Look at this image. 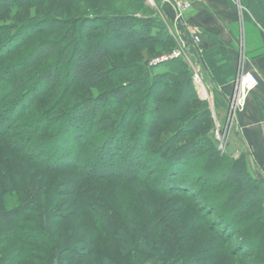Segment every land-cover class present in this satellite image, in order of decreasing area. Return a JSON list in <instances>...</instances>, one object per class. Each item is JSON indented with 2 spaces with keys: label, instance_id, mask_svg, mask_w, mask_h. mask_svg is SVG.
<instances>
[{
  "label": "trees",
  "instance_id": "trees-1",
  "mask_svg": "<svg viewBox=\"0 0 264 264\" xmlns=\"http://www.w3.org/2000/svg\"><path fill=\"white\" fill-rule=\"evenodd\" d=\"M48 1L50 0L22 2L19 0L14 5L11 4V0H0L2 59H10L14 54L15 51L10 47L22 30L30 31L44 26L41 22L43 19L34 18L29 7H39ZM57 1L61 9L78 11V27L75 30L66 29L62 40L66 45L58 54L56 49L59 42L32 45L20 59L26 62L23 68L6 70V73H13L11 78L13 86L0 94L1 107L2 102L10 103L4 109L0 107L3 120L0 130L2 154L15 153L25 158L32 166L34 165L33 167L49 170L51 165L48 167L37 161L36 157L27 150L32 139L20 129L27 117L31 118L29 122L27 120V126L34 131L41 130L47 133L57 122L60 126L75 125L77 134L74 137L75 143L82 144L85 138H107V141L114 145L117 141L121 145L124 141H132L135 146L119 155L132 154L131 173H136V176L140 173L142 160L148 159V177L137 180L139 185L147 184L152 175L164 170L167 178L162 187L167 190H155L160 191V194L162 191L171 193L176 191L177 193L172 195L183 200H179L181 203L180 205L176 203L175 208H185L187 205L192 208L195 217L190 228L195 230H198L197 225L204 227L207 223L205 225L201 220L202 210L193 207L191 198L196 188L197 191L207 194V202L212 203L210 213L223 207L227 209L226 217H221L216 223L217 226L211 225V228L225 227L228 238H232L238 244L234 255H244L248 258H250L249 254L262 255V258L257 259V264H264V185L256 179L257 171L247 151L242 150L239 157L230 158L218 149L211 113L207 103L200 99L192 83V74L188 65L181 59H173L155 67L148 65L149 60L155 55L171 51L176 41L169 34L160 17L147 4V0H85L81 1L80 8L74 7L75 0ZM86 2L95 4L92 6L88 4V8H84ZM240 2L264 30V0H240ZM54 20L48 22L52 24L59 22ZM60 22L64 25L72 24L63 20ZM33 31L22 40L19 49L27 46L30 39L40 36L41 29H36L35 33ZM54 32L52 34H55ZM132 51L138 54L139 60L126 66L114 64L116 60L112 55ZM53 54H57L54 70L44 74L35 73L34 66L44 64L46 57ZM64 63L67 68L66 76H72V80L80 90L78 92L82 95L69 108L60 112L59 116L51 117L54 109L63 103L65 95L62 94L50 103L46 97L55 91L39 81L52 85L58 78L53 71L60 70ZM27 72L31 74L21 75ZM120 76L135 78L108 88L104 91L107 93L103 95L84 96L90 89L109 80L116 81ZM0 83H3L2 78ZM3 86L6 84L3 83ZM39 86H43L42 90L38 89ZM21 121L22 124L19 123ZM106 156V151L96 152V161L100 166L103 163L100 164L99 160H105ZM193 166H199V169L192 170ZM115 170L114 167L112 174H117ZM204 181L209 183H202ZM3 191L5 190L0 187V194ZM87 200L84 204L85 208L89 204ZM32 205V202H27L21 208L6 210L0 203V244L3 242L23 244L22 240L27 235V231L20 226L27 220L35 223L36 216L23 219L21 214L34 213ZM231 211L232 224L226 219ZM95 227L96 225L89 236L83 238L79 247H73L71 252L75 256L68 255L69 251L59 250L52 237L47 242L43 241V248H28L23 245L24 251L33 261L46 264H131L129 263L131 251L133 249L141 251L140 247L144 241L139 239L141 242L137 244L131 239L128 231L124 232V229L129 230V228L121 226V231L113 232L112 237H109L110 232L105 230L106 225H104L101 228V235L96 239ZM40 229L38 226L37 230ZM175 231V227H171L169 231L162 229L161 236L165 237ZM156 232V228H146V233L152 241ZM36 239L42 238L36 237ZM96 241L111 245L116 253L123 249L125 254L119 258L107 257L101 253L96 255L99 246ZM144 246L145 254H148L153 247L146 242Z\"/></svg>",
  "mask_w": 264,
  "mask_h": 264
},
{
  "label": "rangeland",
  "instance_id": "rangeland-1",
  "mask_svg": "<svg viewBox=\"0 0 264 264\" xmlns=\"http://www.w3.org/2000/svg\"><path fill=\"white\" fill-rule=\"evenodd\" d=\"M11 1V4L16 5L19 0ZM22 1L20 0V2ZM75 1L74 7L80 8L79 5L82 6L81 1L85 0ZM88 4L92 6L95 3L86 2L83 7L88 8ZM21 5L23 6V4ZM240 5L243 11L245 10L249 13L241 2ZM29 9L34 14V18L43 19L41 22L44 26L36 28L38 30L41 29L40 36L30 39L27 46L19 49L22 40L27 38L33 30L35 33L36 29H31L30 31L27 29L25 31L22 30L17 40L10 47L11 50L15 51L11 58L2 59L0 57V78H2L4 85L6 84V86L2 87L3 83H0V87H2L0 94L4 93L8 87L13 86L11 79L13 73H6V70L11 71L12 69L23 68L26 62L24 63L20 59L23 54H26L31 49L32 45L36 46L52 41L59 42V46L56 49L58 54L66 45L65 42L62 43L66 29L75 30L78 27V11L75 9H61L58 7L57 0H50L35 8L31 6ZM152 9L162 19L159 11H156L155 7ZM54 19L59 22L55 24L48 22ZM62 20L72 24H61L60 21ZM74 21H76L75 24ZM1 23L0 25H2ZM53 32L55 34H52ZM179 48V44H176L171 51L160 52L150 59L149 62L160 55L169 54ZM57 54L46 57L44 64L34 66V72L44 74V72L48 73L54 70ZM112 56L116 60L114 64L121 66L130 65L134 61L139 60L138 54L133 53V51ZM186 60L190 61L192 68L197 67L199 63L197 58L193 57ZM50 67L53 69H50ZM190 71L192 75L195 73L193 69H190ZM66 72L67 68L64 63L61 65L60 70L57 72L53 71V74L57 75L58 78L52 85L48 82L39 81V83H44L47 88L54 89L55 92L46 97V100H49L50 103L54 102L62 94L65 95L63 103L54 109L51 117L59 116L60 112L69 108L82 95L78 92L80 90L72 80V76H66ZM196 73H198L202 81V85L198 88L199 92L197 90L198 86L196 87L193 83V79L192 83L200 99L207 103L211 113L213 132L218 149L223 155L237 158L242 150L240 145L233 141L231 127L234 115L229 111L228 101L224 105L225 108L216 107L213 103L210 89H207L204 84L203 73L201 74L199 69ZM27 74L31 73L27 72L21 75ZM132 78L120 76L116 81H106L100 86L90 89L88 94L86 91L84 96L97 97L103 95L107 93L104 91H107L108 88L126 83ZM42 88L43 86L38 87L40 90ZM9 104L8 102L6 104L2 102L3 106L0 107L4 109ZM223 111L224 117L222 115ZM88 115L90 114L88 113ZM1 117L2 114H0V130L1 122L3 121ZM8 117H5V119ZM27 120L29 122L31 118L27 117L25 121L22 120L24 124L20 127L32 139L27 150L36 157L37 161L44 163L48 167L51 166L49 170L44 171L33 167L34 165L32 166L25 158L15 153L8 152L3 155V150L0 149V187L5 190L0 194L1 205L6 210H14L21 208L27 202H32L33 207L31 208L34 213L36 211L35 214H21L23 219L36 216L35 223L27 220L20 226L27 231V235L22 240L23 244L17 242H3L0 244V264H46L45 262L33 261V259L27 257L23 245L28 248H43V243L47 242L51 237L59 250L69 251L68 255L75 256L71 250L73 247H79V243L82 242L83 238L89 236L90 232L93 231L94 225H96V239L101 235V228L104 225H106L105 230L110 232L109 237H112L113 232L121 231V226H124L129 228V230L124 229V232L128 231L131 239L137 244H140L142 240L153 246L148 254L143 251L144 242L141 244V251L133 249L129 261L131 264H189V262L190 264H257V259L262 258V255L257 256L255 254H249L250 258L244 255H234L238 244L232 238H228V234L225 233V227L222 229L211 228V225L217 226L216 223L220 221L221 217H226V207L210 213L211 201L208 203L206 200L207 194L197 191V188L191 198L192 205L198 208L199 211L202 210L200 212L201 220L207 225L204 227L197 225L198 230H195L190 228L195 217L192 208L189 205L185 208H175V204L179 203L180 205L183 198L173 196L172 194H176V191L174 193L162 191L160 194V191L155 190L166 189L162 187L167 178L164 170L152 175L147 184L139 185L136 182L137 180L148 177V159L142 160L143 162H141L139 167L140 173L136 176V173H131L133 167L132 154L119 155V153H126L133 147L134 143L132 141H124L121 145L120 142L115 140L116 144L114 145L110 144L107 138H104L105 140L103 138H85L80 144L79 142L75 143L76 140L74 142V137L77 135L75 125L64 124V126H60L59 122H57L46 133L41 130H38L39 132L31 130L32 128L27 126ZM22 121L19 123L22 124ZM33 145H35V148H33ZM116 145H118V148L115 147ZM100 151L102 153L104 151L107 152L106 159L99 160L100 164L103 163L101 166L96 161V152L101 153ZM114 167L117 174H112ZM194 168L199 169V166H193L192 170ZM202 183L209 182L204 181ZM141 189H146V191H141ZM86 200L89 203L87 208L84 205ZM80 204L82 205L80 206ZM176 215L178 216L175 219ZM231 216L232 211L226 219L230 220L232 224ZM38 226H40V230H37ZM171 227H175L176 231L173 234L162 237V229L169 231ZM146 228L157 229L153 241L146 233ZM178 228L181 230H177ZM36 237L42 239L37 240ZM139 239L141 240L139 241ZM96 242L99 243L96 255L101 253V255L104 254L107 257L119 258L125 254L123 249L116 253L111 248V245L103 244L100 241Z\"/></svg>",
  "mask_w": 264,
  "mask_h": 264
},
{
  "label": "crops",
  "instance_id": "crops-1",
  "mask_svg": "<svg viewBox=\"0 0 264 264\" xmlns=\"http://www.w3.org/2000/svg\"><path fill=\"white\" fill-rule=\"evenodd\" d=\"M179 1L191 4L180 22L176 21L172 0L146 2L159 11L167 31L182 49L180 59L193 71L203 73L216 107H224L232 99L239 69L252 72L259 80L243 108L234 112L231 133L233 141L247 151L256 171L264 177V30L234 0ZM194 30L199 37L197 44L191 42ZM191 57L199 62L195 68L186 60Z\"/></svg>",
  "mask_w": 264,
  "mask_h": 264
},
{
  "label": "built area",
  "instance_id": "built-area-1",
  "mask_svg": "<svg viewBox=\"0 0 264 264\" xmlns=\"http://www.w3.org/2000/svg\"><path fill=\"white\" fill-rule=\"evenodd\" d=\"M234 1L237 4V7L241 10V5L239 0H234ZM172 2L175 10L176 21L180 22L183 19L184 12L191 7V4L188 1H179V0H172ZM191 42L192 44H197L199 42V37L195 30H194V34L191 37ZM182 56H183V51L181 48H179L173 50L169 54H163L154 58L152 61L149 62V66L155 67L173 59H180L182 58ZM194 72L195 73L192 75V79L196 87L198 86L197 87L198 90V88L202 85V81L198 73H196V71ZM258 85H259V80L252 72L239 69V72L237 73L234 94L232 96V99H230L228 102L229 103L228 108L230 113L234 114L235 111L241 110L244 106L247 95L251 91H253ZM261 126L264 130V122L262 123Z\"/></svg>",
  "mask_w": 264,
  "mask_h": 264
},
{
  "label": "water",
  "instance_id": "water-1",
  "mask_svg": "<svg viewBox=\"0 0 264 264\" xmlns=\"http://www.w3.org/2000/svg\"><path fill=\"white\" fill-rule=\"evenodd\" d=\"M229 104V103H228ZM237 134V133H236ZM249 156V155H248ZM255 177L256 179L262 184L264 185V177L259 173V172H256L255 173Z\"/></svg>",
  "mask_w": 264,
  "mask_h": 264
}]
</instances>
